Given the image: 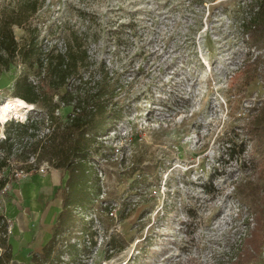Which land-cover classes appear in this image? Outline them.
<instances>
[{
  "label": "rangeland",
  "instance_id": "374dc122",
  "mask_svg": "<svg viewBox=\"0 0 264 264\" xmlns=\"http://www.w3.org/2000/svg\"><path fill=\"white\" fill-rule=\"evenodd\" d=\"M24 1L0 0V16ZM247 1L37 0L26 25L14 26L20 43L30 27L49 48L78 33L93 67L122 85L115 99L124 115L92 158L99 195L91 209L75 208L82 219L64 238L77 258L65 253L63 264H227L236 252L246 233V183L264 191V171L249 162L243 130L251 106L264 101V87L254 81L242 88L239 76L231 77L246 52L238 10ZM24 73L36 80L17 58L1 75L0 105ZM31 107L16 119L45 115ZM71 112L62 105L56 115L64 120ZM16 119L0 122V140ZM53 169L43 161L18 172L10 189ZM248 264H264V248Z\"/></svg>",
  "mask_w": 264,
  "mask_h": 264
},
{
  "label": "trees",
  "instance_id": "16d2710c",
  "mask_svg": "<svg viewBox=\"0 0 264 264\" xmlns=\"http://www.w3.org/2000/svg\"><path fill=\"white\" fill-rule=\"evenodd\" d=\"M38 9L37 0H29L0 16V77L10 70L17 58L29 70L33 69L36 80H30L28 73L17 77L13 97L36 105L45 114L26 121L11 120L7 123L5 137L0 140V174L13 170L0 179V247L3 249L0 264H25L13 260L5 203L12 199L10 186L18 181L16 173L37 169L43 161H48L67 177L61 190L62 208L52 236L41 251L32 253L31 264H63L65 253L76 260L75 244L65 241L64 236L73 231L77 218H81L74 213L75 208L89 210L94 206L100 186L92 158L100 150L101 138L124 115V109L115 99L122 85L107 71L93 67L88 48L78 33H69L63 47H43L30 27L28 37L22 43L17 40L14 26H25ZM238 11L246 52L231 77L239 76L242 88H248L254 81H260L264 87V0H248ZM62 105L72 107L64 120L56 115ZM246 119L243 130L247 143L252 146L249 162L263 172L264 101H256ZM46 125L48 131L43 132ZM227 150L232 155L235 149L229 143ZM7 184L9 187L4 189ZM246 184L251 191L241 206V210L248 211L243 220L246 233L240 237L241 243L227 264H248L258 258L264 248V191L251 181ZM141 250L144 253V249Z\"/></svg>",
  "mask_w": 264,
  "mask_h": 264
},
{
  "label": "crops",
  "instance_id": "0c3cea01",
  "mask_svg": "<svg viewBox=\"0 0 264 264\" xmlns=\"http://www.w3.org/2000/svg\"><path fill=\"white\" fill-rule=\"evenodd\" d=\"M66 177L64 172L53 169L46 174H33L10 189L12 199L5 215L13 218L12 235L8 238L13 260L29 264L32 252L41 251L51 238L62 208L60 187L65 185Z\"/></svg>",
  "mask_w": 264,
  "mask_h": 264
},
{
  "label": "bare ground",
  "instance_id": "6f19581e",
  "mask_svg": "<svg viewBox=\"0 0 264 264\" xmlns=\"http://www.w3.org/2000/svg\"><path fill=\"white\" fill-rule=\"evenodd\" d=\"M31 106L20 98H8L0 105V122L10 118H23L30 111Z\"/></svg>",
  "mask_w": 264,
  "mask_h": 264
},
{
  "label": "built area",
  "instance_id": "2783aa9c",
  "mask_svg": "<svg viewBox=\"0 0 264 264\" xmlns=\"http://www.w3.org/2000/svg\"><path fill=\"white\" fill-rule=\"evenodd\" d=\"M16 119V118H15ZM16 120H18V119H16ZM18 173V172H17ZM22 173V172H21ZM9 187V185L7 184L6 185V187L4 188V189H7ZM8 220V219H7ZM8 223H9V221H8ZM9 228H10V223H9ZM9 228H8V230H9ZM2 252H3V249L0 247V255L2 254Z\"/></svg>",
  "mask_w": 264,
  "mask_h": 264
}]
</instances>
